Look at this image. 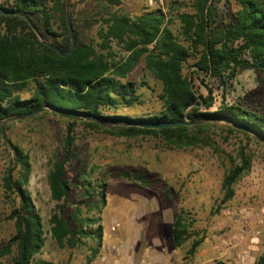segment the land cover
Masks as SVG:
<instances>
[{
	"label": "trees",
	"instance_id": "trees-1",
	"mask_svg": "<svg viewBox=\"0 0 264 264\" xmlns=\"http://www.w3.org/2000/svg\"><path fill=\"white\" fill-rule=\"evenodd\" d=\"M187 2L189 10L177 14L179 25L174 32L171 18L160 9L132 16L113 10L120 6V0H68L74 49L66 56H59L47 46H55L62 53L70 49L66 0L0 2V11L18 13L0 15V135L10 154L1 187L3 200L12 204L6 219L12 221L14 229L0 245V259L9 257L11 264H45L36 259L45 245V231L27 189L30 158L9 139L5 132L8 120L49 113L68 120L61 159L55 157L47 174L49 195L54 202L48 219L49 234L59 249H73L84 240L89 241V263L102 247L105 184L82 178L86 196L94 200L95 213L83 215L76 207L66 216L70 185L65 178V165L73 156L77 125L101 129L115 137H159L174 149L201 146L217 152L206 136L194 130L203 131L207 125L223 122L231 131L264 144L263 115L233 102L215 106L213 91L199 92L194 78L183 73L191 60L194 75L213 79L222 86L232 82L242 69L264 74V0H235L237 8L228 24L219 21L217 2ZM141 59L146 71L161 84L160 111L147 116L122 115L118 113L121 108L140 105V85L127 78ZM194 121L199 123L152 127ZM227 159L229 167L221 179V198L214 213L233 199L236 184L251 166L245 148H239L234 157L227 155ZM123 176L142 185L147 183L142 173ZM185 214L181 209L171 226L175 249L195 235L190 231L192 220ZM202 241L201 237L192 240L187 254H195ZM254 264H264V252Z\"/></svg>",
	"mask_w": 264,
	"mask_h": 264
},
{
	"label": "rangeland",
	"instance_id": "rangeland-1",
	"mask_svg": "<svg viewBox=\"0 0 264 264\" xmlns=\"http://www.w3.org/2000/svg\"><path fill=\"white\" fill-rule=\"evenodd\" d=\"M120 1V6L113 10L132 16L162 10L171 18L174 32L179 25L177 14L189 10L187 0L178 3L163 0L162 4L154 5H149L148 0ZM213 1L217 2L221 15L219 21L228 24L237 8L235 0ZM94 34L91 32L92 36ZM112 46L119 52L114 44ZM192 64L188 61L183 73L194 78L193 84L199 92L213 91L215 106L221 102L238 103L264 116L263 73L242 69L232 82L222 86L213 79L194 75ZM127 80L140 85L137 91L140 105L121 108L118 113L130 117L158 113L161 84L146 71L143 59ZM67 121L49 113L11 120L5 131L30 158L27 189L45 231V245L36 256L37 260L45 264H114V261L117 264H254L264 252V144L231 131L223 122L207 125L203 131L194 130L206 136L217 152L201 146L174 149L159 137H115L101 129L77 125L73 156L65 165V178L70 185L66 216L69 217L76 207L83 215H93L94 200L86 196L84 180L104 183L102 247L90 263L87 259L91 243L87 240L73 249H59L49 234L48 219L54 202L50 199L47 174L55 157L61 159ZM239 148H245L251 157L250 170L236 184L233 199L214 213L221 198V179L229 167L227 155L234 157ZM9 159V151L0 135V245L14 232L12 221L6 219L12 204L3 200L1 187V177ZM123 173L131 176L142 173L147 183L142 185L125 178ZM181 209L192 220L190 231L195 235L175 249L170 230ZM115 224L118 228L112 231ZM253 232H257V237H253ZM200 237L201 245L195 254L188 255L191 241ZM113 245L118 250L111 254L109 249ZM0 264H11L10 258L0 259Z\"/></svg>",
	"mask_w": 264,
	"mask_h": 264
},
{
	"label": "water",
	"instance_id": "water-1",
	"mask_svg": "<svg viewBox=\"0 0 264 264\" xmlns=\"http://www.w3.org/2000/svg\"><path fill=\"white\" fill-rule=\"evenodd\" d=\"M66 19H67V25H68V33H69V38H70V41H71V46H70V49L64 53L61 52L60 49H58L57 47L55 46H52V45H49L47 44V46L49 48H51L52 50H54L55 52H57V54L59 56H66L68 54H70L73 49H74V34H73V31L71 29V26L69 24V18H68V0H66ZM18 13L17 12H12V11H0V15H17ZM24 19L26 20V22H28L29 26L32 28V30L36 33L35 29L33 28V25L31 24V22L29 21V19L27 17L24 16ZM44 108L40 111H43ZM36 112L34 113H31V114H27V115H24V117H28L32 114H35ZM23 117V116H22ZM21 117H17V118H13L11 120H15V119H19ZM11 120H8V121H11ZM196 123H199V121H194V122H180V123H170V124H158V125H154L152 127H170V126H174L176 124H183V125H192V124H196Z\"/></svg>",
	"mask_w": 264,
	"mask_h": 264
},
{
	"label": "built area",
	"instance_id": "built-area-1",
	"mask_svg": "<svg viewBox=\"0 0 264 264\" xmlns=\"http://www.w3.org/2000/svg\"><path fill=\"white\" fill-rule=\"evenodd\" d=\"M163 0H148L149 5H154L156 3L162 4ZM116 228H118V224H115L111 227V230L114 231ZM253 237H257V232L252 233ZM118 247L117 246H111L109 249V252L113 254L114 252H117ZM114 264H117V261H114Z\"/></svg>",
	"mask_w": 264,
	"mask_h": 264
},
{
	"label": "crops",
	"instance_id": "crops-1",
	"mask_svg": "<svg viewBox=\"0 0 264 264\" xmlns=\"http://www.w3.org/2000/svg\"><path fill=\"white\" fill-rule=\"evenodd\" d=\"M118 263V262H117Z\"/></svg>",
	"mask_w": 264,
	"mask_h": 264
}]
</instances>
